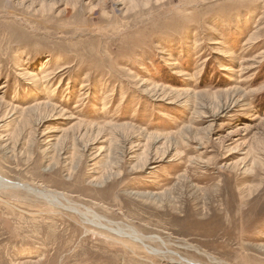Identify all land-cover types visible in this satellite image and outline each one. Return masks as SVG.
Returning <instances> with one entry per match:
<instances>
[{"label":"rangeland","instance_id":"rangeland-1","mask_svg":"<svg viewBox=\"0 0 264 264\" xmlns=\"http://www.w3.org/2000/svg\"><path fill=\"white\" fill-rule=\"evenodd\" d=\"M1 178L0 264H264V0H0Z\"/></svg>","mask_w":264,"mask_h":264},{"label":"bare ground","instance_id":"bare-ground-1","mask_svg":"<svg viewBox=\"0 0 264 264\" xmlns=\"http://www.w3.org/2000/svg\"><path fill=\"white\" fill-rule=\"evenodd\" d=\"M179 76H182V75H185V73H179L178 74ZM55 91V90H54ZM59 111V110H58ZM0 181H2L1 182V184H3V185H6V184H11V183H6V182H4V180H2V178L0 179ZM21 187V186H20ZM29 190H30V188H29ZM38 194H40V195H42L43 197H45V198H52V200H53V202H56V203H60V200L58 199V197L57 196H55L54 194L52 195V194H49V193H47V192H37ZM62 195V194H61ZM59 196V195H58Z\"/></svg>","mask_w":264,"mask_h":264}]
</instances>
